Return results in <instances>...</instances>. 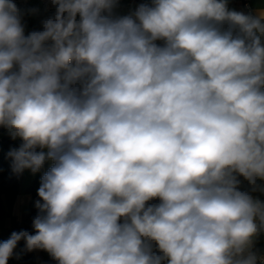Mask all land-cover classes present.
I'll list each match as a JSON object with an SVG mask.
<instances>
[{"label": "clouds", "instance_id": "9594fccd", "mask_svg": "<svg viewBox=\"0 0 264 264\" xmlns=\"http://www.w3.org/2000/svg\"><path fill=\"white\" fill-rule=\"evenodd\" d=\"M52 3L25 35L0 0L12 171L52 162L34 234L0 242V264L21 240L58 264H264V200L239 180L264 191V8L152 0L114 18L117 0Z\"/></svg>", "mask_w": 264, "mask_h": 264}, {"label": "trees", "instance_id": "16d2710c", "mask_svg": "<svg viewBox=\"0 0 264 264\" xmlns=\"http://www.w3.org/2000/svg\"><path fill=\"white\" fill-rule=\"evenodd\" d=\"M22 13L21 23L25 30V35L33 31H42L36 19L28 13L25 8L20 9ZM21 140L17 138L13 141V138L9 134V131L0 127V242L8 240L13 232L27 231L30 234H34L32 226L33 219L38 215L39 210L30 203L28 211L23 214L20 221H17L12 216V207L14 201L19 194L20 187V174L17 175L12 171V161L8 157L9 147L11 145L20 146ZM47 171V167L44 166L34 174L29 184L25 187L24 193L29 195L32 199L39 198L37 190L40 187L41 177ZM240 190L250 192V184L243 177H239ZM40 199V198H39ZM150 204L159 203L158 200L150 201ZM264 233L258 237L256 247L261 251H264ZM17 255L14 258L10 257L8 264H37L34 256V251H27L25 241L21 240L18 242ZM156 251V246L154 244ZM46 259V264H58V262L52 258V256L42 250Z\"/></svg>", "mask_w": 264, "mask_h": 264}, {"label": "crops", "instance_id": "0c3cea01", "mask_svg": "<svg viewBox=\"0 0 264 264\" xmlns=\"http://www.w3.org/2000/svg\"><path fill=\"white\" fill-rule=\"evenodd\" d=\"M251 5H252V11L254 14L258 8H264V0H251ZM228 7H229V9H232V10L244 12V10L242 9V6L238 0H228ZM134 9H135L134 1L133 0H127L124 3V6L121 9H119L118 11H116V13L113 15V17L116 18V17L133 15L136 11ZM25 10L28 13H30L36 19V21L38 22L40 27L43 26V21H45L49 17L54 16V14H55V13L54 14L45 13L42 10L41 5L36 0H29L28 6L25 8ZM132 11H134V12L131 14L130 12H132ZM13 141H16V139H13ZM12 148H15V146L11 145L9 147V151ZM51 164H52V162H50V164L48 165L47 170L50 168ZM21 175L22 174H20V180L22 177ZM20 180H19V182H20ZM28 184L29 183L27 182V184L25 186L19 187L20 188L19 194L17 195V197L14 201L13 207H12V216L17 221H20L23 214H25L28 211L30 203H32L33 206H35V202L39 199V198L32 199L29 195L24 193V189ZM258 184H260L261 186H264V181H258ZM249 193L255 198H258L260 200H264V191H259V190L253 191L252 185L250 186V192ZM262 242H264V239H262ZM152 248H153V251H156L154 248V244L152 245ZM33 251H34L36 263L37 264H46V259L44 257V253L40 252V251L38 253H36L35 250H33ZM16 255H17V248L14 249L12 256L15 258ZM39 261L41 263H38Z\"/></svg>", "mask_w": 264, "mask_h": 264}, {"label": "built area", "instance_id": "2783aa9c", "mask_svg": "<svg viewBox=\"0 0 264 264\" xmlns=\"http://www.w3.org/2000/svg\"><path fill=\"white\" fill-rule=\"evenodd\" d=\"M29 0H13L18 9L26 8L28 6ZM42 7V10L47 14H54L56 12V7L53 5L52 0H36ZM127 0H117L116 7L112 10V16L124 6ZM135 3L136 10L141 4L151 5L152 0H133ZM242 6V9L246 14H253L251 0H238ZM134 11L130 12L131 14ZM22 17V16H21ZM158 45H163V41H156Z\"/></svg>", "mask_w": 264, "mask_h": 264}, {"label": "rangeland", "instance_id": "374dc122", "mask_svg": "<svg viewBox=\"0 0 264 264\" xmlns=\"http://www.w3.org/2000/svg\"><path fill=\"white\" fill-rule=\"evenodd\" d=\"M43 29V26L41 27ZM17 140V139H16ZM15 148H18L19 146L17 145H14ZM13 149V148H12ZM51 161H46L45 164L43 165L45 168L48 167V165L50 164ZM33 173L30 171V170H25L23 173H22V177H21V180H20V186L23 187L27 184V182L29 183L31 178L33 177ZM36 253H38L39 251L42 252V250L40 249H35ZM38 263H41L40 261Z\"/></svg>", "mask_w": 264, "mask_h": 264}]
</instances>
